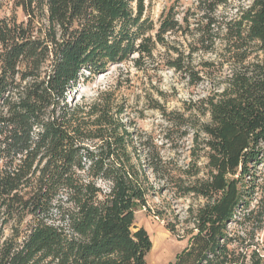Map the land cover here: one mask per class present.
<instances>
[{"label": "trees", "instance_id": "obj_1", "mask_svg": "<svg viewBox=\"0 0 264 264\" xmlns=\"http://www.w3.org/2000/svg\"><path fill=\"white\" fill-rule=\"evenodd\" d=\"M145 1L16 0L26 21L0 18V264H148L153 242L136 213L159 183L201 201L173 264H264V239L250 250L230 227L264 232V0H196L193 29L175 4L154 22ZM228 6L233 16L220 15ZM177 33L216 55L202 63L207 76L221 73L203 100L206 121L156 108L164 140L172 128L193 131L186 167L130 130L127 106L108 93L92 105L74 99L86 72L140 66ZM167 63L200 80L181 55Z\"/></svg>", "mask_w": 264, "mask_h": 264}, {"label": "rangeland", "instance_id": "obj_2", "mask_svg": "<svg viewBox=\"0 0 264 264\" xmlns=\"http://www.w3.org/2000/svg\"><path fill=\"white\" fill-rule=\"evenodd\" d=\"M196 0H146V13L154 22H158L161 14L172 5L177 6L178 18L188 14L191 29L196 28L202 14L196 11ZM238 3L235 5L237 6ZM235 13L232 6L219 9L220 15L233 16ZM16 17L19 22L26 21L22 9L16 6V0H2L0 2V18ZM196 35L177 33L167 37L169 48L158 46L153 59H142L140 66H136L130 60L125 64L110 65L103 73L91 75L81 81L78 93L74 99L77 103L88 105L94 104L103 94L108 93L107 98L115 101L119 106H127V116L124 122L130 130H138L143 137H152L154 143L163 148L162 154L167 160L178 162L186 167L189 163V149L193 146V131L183 138L181 131L172 128L171 141L164 140V134L168 123L163 118L158 105L167 112L183 113L189 125H197L207 118L202 115L204 109L203 100L215 92L220 71L207 76L203 71V62L214 61L215 54L198 51ZM178 50L177 51L175 50ZM181 58L184 64L199 74L200 80L193 81L188 72H177L168 65V61ZM138 58L137 55L132 59ZM227 67L224 74L227 73ZM264 176V166H260ZM156 195L149 199L146 209L136 213V224L144 227L149 233L153 247L147 257L148 264H173L177 255L181 254L188 246L189 231L193 226L186 223L188 209L191 204L197 206L199 200L191 198L177 199L171 185L165 187L164 183L155 185ZM162 189V190H161ZM161 212L163 217H157ZM168 224L175 226L176 233L168 229ZM243 238L244 245L250 246V250L257 249L264 239V232L255 234L253 226L231 225ZM5 236L10 235L6 230ZM246 249L242 248L241 251ZM243 251V252H244ZM250 254V253H249Z\"/></svg>", "mask_w": 264, "mask_h": 264}]
</instances>
